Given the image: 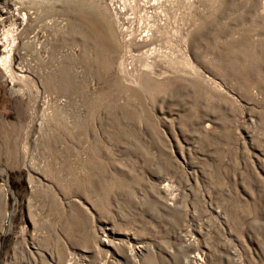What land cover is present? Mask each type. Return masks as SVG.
<instances>
[{
	"label": "rangeland",
	"instance_id": "rangeland-1",
	"mask_svg": "<svg viewBox=\"0 0 264 264\" xmlns=\"http://www.w3.org/2000/svg\"><path fill=\"white\" fill-rule=\"evenodd\" d=\"M0 264H264V0H0Z\"/></svg>",
	"mask_w": 264,
	"mask_h": 264
}]
</instances>
